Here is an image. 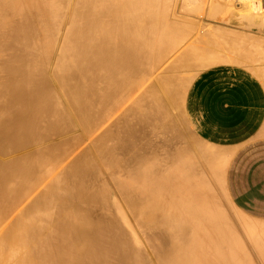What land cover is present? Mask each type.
<instances>
[{
    "label": "bare ground",
    "instance_id": "bare-ground-1",
    "mask_svg": "<svg viewBox=\"0 0 264 264\" xmlns=\"http://www.w3.org/2000/svg\"><path fill=\"white\" fill-rule=\"evenodd\" d=\"M179 1L0 0V264H264V122L222 147L168 113L197 79L264 86V40Z\"/></svg>",
    "mask_w": 264,
    "mask_h": 264
},
{
    "label": "crops",
    "instance_id": "crops-1",
    "mask_svg": "<svg viewBox=\"0 0 264 264\" xmlns=\"http://www.w3.org/2000/svg\"><path fill=\"white\" fill-rule=\"evenodd\" d=\"M242 82L238 95L234 93L233 95L231 90L226 92L222 84H214L213 80L201 81L197 79L193 82L187 94L186 109L196 126V131L205 140L218 146L227 147V144L236 139L238 130L242 128L246 132H251L252 135L257 133L256 128L264 122L261 119V115L264 113V86L258 80L250 77H245V81ZM214 85L216 87L212 88L211 86ZM227 87L231 89L232 85L227 83ZM211 88L213 93L208 91ZM233 96L240 98L237 103L233 101ZM235 104H239L238 107H241L242 116L241 121L233 120L235 123L233 124L230 108H234ZM235 159L234 156L229 164L228 176L232 172ZM256 175L258 176V178L255 177L256 181L264 182V175ZM244 180L252 187L256 183L254 180ZM252 193L256 194L254 190ZM250 216L263 220L264 214L252 212Z\"/></svg>",
    "mask_w": 264,
    "mask_h": 264
},
{
    "label": "rangeland",
    "instance_id": "rangeland-1",
    "mask_svg": "<svg viewBox=\"0 0 264 264\" xmlns=\"http://www.w3.org/2000/svg\"><path fill=\"white\" fill-rule=\"evenodd\" d=\"M182 0H180L179 2H181ZM203 1V0H202ZM219 1V10L217 9V15H215V14H210V12H209V7H210V3H211V0H204L203 2H202V4H201V0H197V4H195V6H197V7H199V9H200V11H199V13H198V11L197 12H195V13H188V12H183L181 9V11L179 10V12H178V14L180 15V16H178V17H191V18H193V20H195V19H199L200 17L202 18V20H201V18L199 19V21L200 22H202L203 24H208L209 26H207L208 27V29L210 28V29H212L213 30V28H216L217 29V31H218V33H219V31H224V30H226L227 32H231V31H229V30H227V29H233V30H235L236 32H240L239 34H241V32H243L242 33V35L244 34V35H246V36H248V35H255V37L256 38H261L262 37V40H264V24L263 25H261L262 23H264V20H260L259 22H256V21H254L253 19H254V17H250L251 19H249V20H247V18H245L244 17V15H242L240 12H238V9L237 8H235L233 5H231V4H228V3H225V1L224 0H218ZM204 7V8H203ZM203 8V9H202ZM225 10V11H224ZM204 11V12H203ZM180 12H182V13H180ZM219 12V13H218ZM177 14V15H178ZM199 14V15H198ZM233 16V17H232ZM254 16H255V14H254ZM256 16L257 17H264V11H259L257 14H256ZM228 17H231V19H229ZM238 17H242V18H244V19H238ZM227 18H228V21H229V23H228V21H227ZM226 19V20H225ZM196 21V20H195ZM227 21V22H226ZM230 21H231V23H230ZM234 21V22H233ZM249 21V22H248ZM239 22V23H238ZM245 22V23H244ZM233 23V24H232ZM257 25H261L262 27H256ZM220 27V28H219ZM216 31V30H215ZM247 33H251V34H247ZM193 84V83H192ZM192 84L190 85V87L192 86ZM190 87H189V89H190ZM189 89H188V91H189ZM188 91H187V94H188ZM173 108V109H172ZM185 108H186V103H185ZM184 107H181V110L180 111H177V109H176V111L174 110V107H169L168 108V113H169V115H171L173 118H174V120L176 121V123H177V126H178V128H179V130H180V127H181V125H180V123L182 122V120L180 121V117H183L184 118V120L185 119H187L186 120V123L187 122H189L190 123V120H189V115H188V112H187V109H185ZM172 112H171V111ZM182 111V112H181ZM173 112H176V115L174 116V114H173ZM179 112V113H178ZM184 112H185V114H184ZM172 113V114H171ZM183 114V116L182 115H179V114ZM179 116H178V115ZM184 116H186V117H184ZM175 117H178V119L177 118H175ZM177 120H179V122L177 121ZM184 122V121H183ZM182 122V123H183ZM189 123H187L186 125H187V127H188V125H189V129L191 130L192 128H191V125L189 124ZM184 125V124H183ZM183 127H181V129H182ZM191 132L193 133V129L191 130ZM194 134V133H193ZM58 139V140H57ZM62 141V139L61 138H56V140H55V138H54V140L53 141H51V143H58V142H61ZM183 146V145H182ZM197 154H199L198 152H196ZM196 154V158H197V160L199 161V164L201 165V168H203L204 169V165L202 166V163L204 164V162H203V159H202V157H200V156H198ZM14 154H12V155H8L10 158H14V156H13ZM0 156H2L1 157V160L0 161H7L8 159H9V161H10V158L9 157H5V156H3V155H0ZM2 158H8V159H5V160H3ZM12 158V159H13ZM202 160H200V159ZM12 159H11V161H12ZM8 162V161H7ZM200 162H202V163H200ZM206 169H207V167H206ZM219 194V199L221 200L222 199V196H221V194H220V192L218 193Z\"/></svg>",
    "mask_w": 264,
    "mask_h": 264
}]
</instances>
